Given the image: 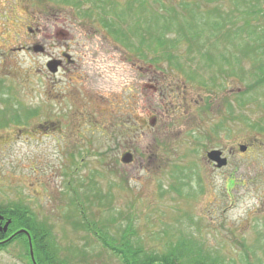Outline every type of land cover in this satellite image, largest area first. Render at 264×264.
Masks as SVG:
<instances>
[{
    "label": "rangeland",
    "instance_id": "obj_1",
    "mask_svg": "<svg viewBox=\"0 0 264 264\" xmlns=\"http://www.w3.org/2000/svg\"><path fill=\"white\" fill-rule=\"evenodd\" d=\"M106 1L0 0V110L37 109L25 125L0 126V205L28 206L63 254L81 249L91 264L121 263L75 230L84 217L72 201L113 237L132 226L148 249L193 238L227 264H264V0ZM221 16L220 36L203 26V55L169 45L184 71L151 40L145 56L134 51L142 31L173 41L177 25L189 34L194 19ZM105 19L138 36L116 41ZM33 43L45 52L22 48ZM59 59L54 74L47 64ZM212 149L226 151V166L211 168ZM0 264H29L23 245L1 251Z\"/></svg>",
    "mask_w": 264,
    "mask_h": 264
},
{
    "label": "trees",
    "instance_id": "obj_2",
    "mask_svg": "<svg viewBox=\"0 0 264 264\" xmlns=\"http://www.w3.org/2000/svg\"><path fill=\"white\" fill-rule=\"evenodd\" d=\"M108 2H110V0H107L104 3L106 7L109 8L110 4H108ZM176 19L177 18L174 17V20ZM120 21L125 22L123 19H120ZM196 21L197 20L194 19V22L191 24L189 28V34H186L183 25H177L178 29L176 34H178V36L174 38L173 41L169 39L167 33H160L159 35L157 33L154 34L155 28L147 31H142V33H140L142 37L141 47H134V51L136 53H139V56L141 54L142 56H145V50L142 41L144 43H147V41L151 40V45H153L154 43V46L150 47V51H152L153 53H160L161 55L163 53H166V55H168L167 60H169L168 63H170V66H174L175 63V67L177 69L184 71V65L175 60L176 57H174L172 54H169V45H176L178 43L180 45L181 43L186 42L189 46L188 54L196 52L198 55H203V52L200 49L199 41V39H201V36L205 32V28L203 29V26L208 25L207 27H209V30H211V32L209 33L212 36H220L226 26L225 19L222 16L219 17L216 21L212 20V23L207 22L203 19L199 21V24ZM104 26L116 41L125 44V39H128L127 34L129 33L123 31V26L120 22L105 19ZM169 26H171V20H169V23L166 25L167 30ZM247 27H250V21L245 22V28ZM245 28H243L242 30H245ZM138 32L139 30H136V33H130L129 35L138 36ZM223 36L227 37L229 36V33L227 34V36L225 33H223ZM125 45L127 46V42ZM247 46L253 47L250 44H248ZM248 47L244 48L246 50V53L254 51V49L252 48L247 49ZM172 60L177 62H172ZM209 60L214 62L211 56H209ZM259 67V70L261 71L260 73H262V77L258 76V82L264 83V68L261 67V65H259ZM36 114L37 109H30L27 111L24 110L23 113H19V111L15 110L12 111L11 115L10 112L7 113L3 110H0V126L7 127L14 124L20 126L25 125L26 121H28L30 117L35 116ZM12 121H14L15 123H13ZM220 127L221 126L219 125L217 126V128ZM260 131H262L263 133L264 128L261 127ZM96 195L98 196L97 198H100L99 200H103V198L106 199L105 196L103 197L99 194H95V196ZM86 200L89 204L92 203L88 197L86 198ZM72 203L75 206L78 205L80 213L83 214L84 217V220L81 221L73 220L72 224L75 230H85L87 232H92L102 244L103 248H105L106 251L111 252L113 256L117 257L121 264H227L220 257H215L206 252L203 246L193 238H179L177 241H171L169 243L167 242L162 250H156L153 248L148 249L143 245L141 240H139L138 238L134 239L137 234L133 227L130 225H127L126 229H124V232L121 233L120 236L113 237L109 233V230H107L106 232H104L102 229L99 230L97 228V223L89 220V218L85 214L86 210L81 204L77 203L76 201H72ZM0 214L5 217L3 224H5L9 219L12 221L6 233L0 232V252L8 249L13 243L20 242L24 247L25 255L29 261V264H33L30 256L29 238L27 234L22 233L15 235L21 230H27L31 236L37 264H77L78 262L82 264H91L90 261L92 257H89L86 251H82L81 249L77 250L76 252H72V254L71 252L67 253V251L65 254H63V251L57 246L55 238L52 235V226L47 222L40 221L32 211V209L28 206L0 205ZM68 218L73 219L71 216H69ZM11 237L12 239H10Z\"/></svg>",
    "mask_w": 264,
    "mask_h": 264
},
{
    "label": "water",
    "instance_id": "obj_3",
    "mask_svg": "<svg viewBox=\"0 0 264 264\" xmlns=\"http://www.w3.org/2000/svg\"><path fill=\"white\" fill-rule=\"evenodd\" d=\"M35 51L38 52V49L36 48ZM56 68H57V64L55 62H51L49 64V69L52 73H56V71H57ZM241 150H242V152H245L247 149H246V147H241ZM208 158L210 160H213L216 163L218 168H223L224 166H226L228 164V160L222 158V152L221 151L210 152L208 154ZM133 160H134L133 155L131 153H126L122 157V162L124 164H131L133 162ZM4 220H5V217L0 214V232L6 233L8 231V228H9L12 221L9 219L3 225L2 223ZM22 233L27 234V236L29 238L30 256H31L33 264H37V261L35 259V254H34V249H33V244H32L30 233L27 230H21V231L17 232L15 235L22 234ZM14 236H12V237H14ZM12 237L10 239H12Z\"/></svg>",
    "mask_w": 264,
    "mask_h": 264
},
{
    "label": "flooded vegetation",
    "instance_id": "obj_4",
    "mask_svg": "<svg viewBox=\"0 0 264 264\" xmlns=\"http://www.w3.org/2000/svg\"><path fill=\"white\" fill-rule=\"evenodd\" d=\"M31 32H32V34L35 36L36 35V30H33V29H31L30 30ZM38 31H39V29H38ZM38 33H40V32H38ZM47 32H46V30L44 29L43 31H42V33H41V35H43V36H48V37H52L50 34H46ZM57 36H56V38L58 39V41L61 43V38L62 37H66V35H64L63 33H60L59 32V30L57 31V34H56ZM23 49H25V50H27V51H34V52H36L35 50H36V48L38 49V52H42V53H44L45 52V48H44V46H42V44H39V43H33L32 44V46L31 45H28V46H23L22 47ZM66 57V59H67V61L71 64L72 63V58H70V56H65ZM51 62H55L56 64H57V71H56V73H54V74H58L59 73V71H61L64 67H63V61L62 60H51L48 64H47V68H48V70L50 71V69H49V64L51 63ZM51 72V71H50ZM149 87H152V86H149ZM152 88H154V87H152ZM155 89V88H154ZM157 121H156V119L155 118H153L152 120H151V124H152V126L153 127H155L156 125H157V123H156ZM217 127V126H216ZM242 147H245V146H242ZM213 151H221L222 152V158H224V159H227L228 160V156H227V154H226V151L224 152V151H222V150H219V149H212L211 151H209V152H207V158H208V154L210 153V152H213ZM127 153H129V152H127ZM132 154V153H131ZM133 155V154H132ZM134 158V157H133ZM209 159V158H208ZM229 162V161H228ZM209 163H210V166H211V168H213V169H217L218 167H217V165H216V163L213 161V160H210L209 159Z\"/></svg>",
    "mask_w": 264,
    "mask_h": 264
}]
</instances>
